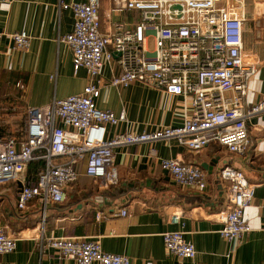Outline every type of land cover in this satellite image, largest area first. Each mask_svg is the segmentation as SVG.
<instances>
[{"label":"crops","instance_id":"obj_1","mask_svg":"<svg viewBox=\"0 0 264 264\" xmlns=\"http://www.w3.org/2000/svg\"><path fill=\"white\" fill-rule=\"evenodd\" d=\"M86 0H0V98L11 94L24 105H41L52 98L82 90L89 80L85 67L74 70L72 52L59 34L71 30L73 12L60 2ZM99 28L113 30L116 24L132 27L136 10H121L117 0H98ZM241 24V58L256 70L242 95L244 107L264 95V0H244ZM26 30L27 49L14 46L9 32ZM115 62H105L98 74L97 107L118 112L122 107L127 122L107 127L114 131L142 130L177 124L182 116L181 94L132 82L126 87L109 83ZM24 83L21 99L15 86ZM248 143L242 152L228 151L209 142L191 152L175 139L141 142L119 147L114 163L118 180L109 186L84 172V158L75 168L77 177L65 186L66 198L48 203L42 223L41 206L31 201L18 209L15 199L19 182L0 183V229L16 236L9 252H0V264H75L43 238L77 235L97 238L106 251L126 254L132 264H259L264 262V111L246 118ZM153 146L154 153L149 148ZM179 157L199 165L204 172L203 188L180 185L161 167L160 158ZM56 160L61 157H55ZM230 164L242 170L253 183L251 200L242 208L248 229L238 240L221 237V223L215 213L229 205L227 192L218 178V169ZM126 212L122 213L121 210ZM174 210L182 212V224L170 221ZM101 217L96 218V213ZM42 224V228H41ZM181 229L195 247L193 258L167 252L162 232Z\"/></svg>","mask_w":264,"mask_h":264},{"label":"built area","instance_id":"obj_2","mask_svg":"<svg viewBox=\"0 0 264 264\" xmlns=\"http://www.w3.org/2000/svg\"><path fill=\"white\" fill-rule=\"evenodd\" d=\"M117 4L121 10H136L138 19L132 27L121 22L113 30L101 31L98 0L60 2L61 7L72 10L73 23L70 31L58 35L57 42L70 47L74 70L85 67L89 80L79 92L41 105L26 104L24 138L0 137V183L20 182L16 207L25 209L37 201L42 223L45 206L66 198L65 186L77 177L75 165L83 158L85 174L109 186L118 180L115 151L128 144L175 139L185 149L198 152L209 142H217L239 153L248 143L246 118L264 111V95L247 107L242 103L247 81L256 70L240 54L244 0H117ZM8 35L16 48H28L26 30ZM149 36L153 38L152 49L144 45ZM105 62L117 64L118 71L109 80L114 86L140 82L181 94L186 101L180 121L107 135L108 126L127 122V117L123 107L115 112L95 103L98 74ZM15 86L22 99L24 83L18 80ZM149 151L154 153V147ZM37 158L44 160V167L34 182H25L21 177L24 165ZM160 165L180 185L199 189L205 185L204 172L197 164L175 156L160 158ZM218 178L229 205L215 213L221 223L217 232L223 238L238 240L248 229L241 214L252 198L254 184L230 164L218 169ZM101 215L98 212L95 216ZM182 216L180 210H174L170 221L182 224ZM40 238L42 246L56 248L75 264H132L126 254L104 250L97 238H43L42 234ZM162 239L167 252L195 256L194 244L181 229L163 231ZM15 245L16 236L0 229V252H9Z\"/></svg>","mask_w":264,"mask_h":264},{"label":"trees","instance_id":"obj_3","mask_svg":"<svg viewBox=\"0 0 264 264\" xmlns=\"http://www.w3.org/2000/svg\"><path fill=\"white\" fill-rule=\"evenodd\" d=\"M5 136L17 139L25 137V105L11 94L0 98V137ZM43 167V159L29 160L25 163L21 176L25 182L32 183Z\"/></svg>","mask_w":264,"mask_h":264},{"label":"rangeland","instance_id":"obj_4","mask_svg":"<svg viewBox=\"0 0 264 264\" xmlns=\"http://www.w3.org/2000/svg\"><path fill=\"white\" fill-rule=\"evenodd\" d=\"M144 45L147 48L152 49L153 48V38L151 36H149L147 39H145V44ZM17 116H19V115H17Z\"/></svg>","mask_w":264,"mask_h":264}]
</instances>
